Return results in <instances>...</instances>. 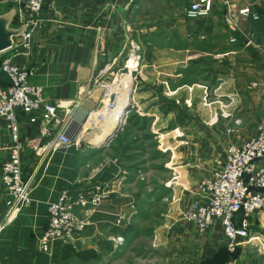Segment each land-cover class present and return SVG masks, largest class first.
I'll return each mask as SVG.
<instances>
[{"label":"crops","instance_id":"1","mask_svg":"<svg viewBox=\"0 0 264 264\" xmlns=\"http://www.w3.org/2000/svg\"><path fill=\"white\" fill-rule=\"evenodd\" d=\"M193 1L48 0L33 21L30 48L17 53L11 48L0 55L15 54L19 65L34 67L36 74L31 83L42 85L50 102L63 104L58 118L69 114L82 125L87 115L103 104L104 85L123 68L133 44L138 43L142 60L139 75L131 84L129 115L155 122L160 129V119L166 114L169 115L164 121L172 115L181 121L182 109L188 114V124L183 126L190 137L191 155L211 153L213 139L239 146L256 136L257 126L264 119V0H230L238 8L249 7L259 15L258 20L248 18L244 22L250 40L240 43L230 41L225 0H212V12L195 20L185 14ZM0 77L4 79L1 73ZM215 96L219 97L216 102ZM168 102L176 107L175 111L160 109ZM222 111L229 115L222 116ZM216 112L218 123L213 126ZM116 122L103 121L94 129L86 125L80 133L79 148L52 151L48 148L52 131L44 135L40 121H22V166L26 177L30 176L34 203L17 216L23 214L21 223L12 222L2 232L3 264H197L206 254H199L197 232L203 239L202 248L210 249L211 255L225 247L219 219L200 232L180 213L175 215L180 223L171 229L174 239H167L157 219V194L121 192L119 186L93 216L94 222L72 244L77 249H94L97 257L61 259L63 242H57L50 254L39 251L37 236L48 225V202L56 200L64 189L75 192L91 186V181L83 186L77 184L85 165L75 174V148L84 147V155L92 151L87 165L100 161L98 167L105 172L99 179L113 178L116 184L114 176L123 171L129 185L138 182L131 175L136 161L143 159L139 154L135 159V153L147 145L148 138L143 139V133L148 132V126L136 135L132 133L140 137L134 141L128 137L117 140L121 130L108 146H97L98 137L106 136ZM11 144L7 120L0 118V162L7 159ZM35 145L42 146L40 154ZM108 151L113 154L101 162ZM225 158L206 177L220 168ZM195 199L200 195L196 194L191 202ZM42 208L46 209L47 220L37 227L33 217L41 214ZM121 215L131 224L117 226L116 219ZM138 218L147 221L139 225ZM250 223V234L258 238L245 240L239 246L236 264H264V208L250 217ZM117 236L124 237L122 244L114 240Z\"/></svg>","mask_w":264,"mask_h":264},{"label":"built area","instance_id":"2","mask_svg":"<svg viewBox=\"0 0 264 264\" xmlns=\"http://www.w3.org/2000/svg\"><path fill=\"white\" fill-rule=\"evenodd\" d=\"M48 0H23L15 4L19 8L20 23L28 28L16 37L12 49L15 53L28 50L32 43V25L42 13ZM227 9L225 20L232 32L230 41L240 43L242 39L250 40L244 22L251 18L258 20L259 15L249 7L238 8L237 4L225 0ZM212 0H195L185 8L189 19L208 16L212 12ZM141 46L133 44L124 66L115 77L105 84V101L95 111L89 113L80 125L74 117L67 115L58 118V109L62 102H50L44 96V87L31 83L36 74L34 67L19 65L14 55H4L1 71L8 79V85L0 86V118L7 120L12 139L7 159L0 162V239L8 224L14 222L19 213L33 205L32 184L30 176L26 177L22 166L24 143L21 138V123L41 122L44 135L54 134L48 148L68 151L82 145L81 130L84 126L94 129L111 117L119 108L122 92L131 87L134 73L139 71L142 54ZM225 108L228 104L224 103ZM69 113V112H68ZM120 113V116H122ZM226 117L229 113L222 111ZM219 113L214 115V122ZM37 153L42 146L35 145ZM106 183H93L85 189L72 192L62 190L58 198L48 202V225L37 236L40 252L50 254L57 242L75 244L81 233L90 226L93 216L99 211L109 197ZM197 194L200 199L193 200L184 211V219L192 223L200 232L207 231L215 219L221 221L226 246L230 253H235L245 240L258 238L250 234V217L264 208V119L257 126L256 136L245 140L241 145H230L224 163L210 176L202 179ZM126 224L124 216L116 219L117 226ZM118 243L123 236L114 238ZM0 264L3 262L0 260ZM224 264H236L229 259Z\"/></svg>","mask_w":264,"mask_h":264},{"label":"rangeland","instance_id":"3","mask_svg":"<svg viewBox=\"0 0 264 264\" xmlns=\"http://www.w3.org/2000/svg\"><path fill=\"white\" fill-rule=\"evenodd\" d=\"M19 1L23 0H10L5 6H1V9H6L8 6L16 4ZM2 57L3 55H0V59ZM137 72L134 73V81L139 75ZM217 100H219V97L215 96L213 101L216 102ZM166 104L167 106L165 107L160 106L162 111L163 109H166L169 112L176 110V107L171 102ZM128 111L123 114L125 115L124 128L121 134L117 137V140L122 139V137H128L134 141L137 138H140H135V136H133L138 134L139 130L145 129L147 126L149 129L147 133H143V139L148 138L147 145H144L139 149L141 150L139 153H135V156L136 154H139L140 157H143V159H138L136 156L135 159H138L136 161L137 163L134 165L136 169L133 170V175H131L133 178L132 180L135 182V178H137L138 182L129 185L128 182H126L127 179L124 178L126 173L123 171L117 176H114L116 184L112 180L113 178L108 180L99 179V177L104 174L105 170L101 169L102 166L98 167L100 163L99 160L96 162L92 161L87 165L88 157L92 155V151H88V153L84 155V147H82L81 149H74L77 153L74 152V160H78L75 174L81 171L80 179L77 184L83 186L87 181H91L90 185L96 182L106 183L109 195L112 192H115L113 190L118 189L119 186H121V188H119L121 192H142L143 195L146 193L157 194L158 197L156 198L160 199L157 202V199L154 200V203H157L155 206L160 209V217L157 218L158 221L160 220V231L167 239H174L171 229L174 224L180 223L178 222L180 218H176L175 215L180 213L182 214L183 220H185L184 211L191 200L196 196L200 182L206 177V175L210 174L214 168L218 167L223 162L230 145H228L226 140L213 139L211 153H206V155H200L198 153H196V155H191L188 153L190 137L183 126V124H188V114L182 109L183 117L181 113H179V116H181L180 118H183L181 121L175 119L173 115L164 121L169 115L166 114L160 119V129L156 128L157 124L155 122L152 123L149 121L148 123L147 120L141 121L140 117L131 113L129 115ZM183 121L186 122L184 123ZM217 123L218 122H215L212 125L215 126ZM133 132L134 134L132 135ZM109 154L112 155L113 151L106 152L103 155L104 158L101 162L105 161V159L107 160V155ZM82 165H85V167L79 171ZM45 212L46 209L42 208L41 214L39 212L36 217H33L36 218L37 227L46 223L47 218ZM20 217H24L23 214H21L13 224L21 223ZM124 220L126 224H131L129 223V219L124 217ZM146 221V218H138L136 224H144ZM167 230H169L168 233H166ZM202 240L201 234L197 232L198 251L200 256L206 251L205 256L203 258L200 257L197 264H223L226 256L225 253L220 252V250L224 247H221L211 255L210 249L206 250V247L205 249L202 248ZM123 242L124 237L120 243H117L122 244ZM1 253L2 249L0 248V254Z\"/></svg>","mask_w":264,"mask_h":264},{"label":"water","instance_id":"4","mask_svg":"<svg viewBox=\"0 0 264 264\" xmlns=\"http://www.w3.org/2000/svg\"><path fill=\"white\" fill-rule=\"evenodd\" d=\"M10 0H0V5L5 6ZM19 14V8L14 6L7 11L0 12V54L10 50L15 43L16 37L20 36L28 28V24L16 25L14 23L15 17ZM124 101V100H123ZM124 113L131 109V93L127 96L123 102ZM123 113V114H124ZM125 115H122L121 119L116 122L114 128L102 138L97 141L96 145L100 147H106L115 138V136L124 128Z\"/></svg>","mask_w":264,"mask_h":264},{"label":"trees","instance_id":"5","mask_svg":"<svg viewBox=\"0 0 264 264\" xmlns=\"http://www.w3.org/2000/svg\"><path fill=\"white\" fill-rule=\"evenodd\" d=\"M14 6H15V4H13L11 6H8L6 9H1V5H0V12L7 11L10 8L14 7ZM14 23L17 26L22 24L19 21L18 15L15 17ZM240 39L243 40L241 42H246L244 39H242V37H240ZM3 57L0 59V71H1V63H2ZM0 73L4 76V79H2V77H0L1 78L0 79V86L5 87V86L8 85V79H7V77L5 76V74L2 71ZM25 121H27V120H25ZM220 252H224L225 256H226V259L223 262V264L226 261H228L229 259H235L237 257V254H238V250L235 253H230L226 245H225L224 248H222L220 250ZM97 256H98V253L94 249H91V248L77 249L71 243H65L62 246L61 250L59 251V257L61 259H68V258H71V257H78V258H80L82 260H88L90 258L97 257Z\"/></svg>","mask_w":264,"mask_h":264},{"label":"bare ground","instance_id":"6","mask_svg":"<svg viewBox=\"0 0 264 264\" xmlns=\"http://www.w3.org/2000/svg\"><path fill=\"white\" fill-rule=\"evenodd\" d=\"M130 91H131V87L128 86L127 89L122 92V100L120 102L119 108L116 110V113H114L111 117H108V119H106L107 122H110V121H119L121 119L120 113L122 114V112L124 110L123 109V107H124V103L123 102L126 100L127 96H129ZM100 140H102V137H98V140L97 141H100Z\"/></svg>","mask_w":264,"mask_h":264}]
</instances>
